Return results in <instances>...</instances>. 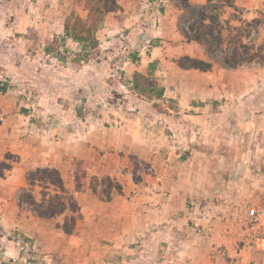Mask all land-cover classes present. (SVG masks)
<instances>
[{"label": "rangeland", "instance_id": "1", "mask_svg": "<svg viewBox=\"0 0 264 264\" xmlns=\"http://www.w3.org/2000/svg\"><path fill=\"white\" fill-rule=\"evenodd\" d=\"M116 3L135 15L127 29L104 17L76 41L73 19H86L85 0H0V264H264V244L241 219L245 206L264 207V0L212 2L222 28L213 58L231 53L237 39L255 55L235 69L185 42L174 0ZM139 55L151 61L140 66L135 88L121 68ZM190 60L211 68L188 69ZM110 87L114 95L102 94ZM136 106L189 125L188 143L178 138L184 131L165 128L150 132L157 143L146 149L119 146L138 119L166 122L127 116ZM193 113L197 125L183 118ZM82 130L90 132L83 152L105 162L84 164L81 206L67 190L73 202L53 218L19 205L27 174L47 167L38 160L80 153ZM104 164L107 173L98 170ZM42 186L30 188L36 201L40 192L56 194Z\"/></svg>", "mask_w": 264, "mask_h": 264}, {"label": "trees", "instance_id": "2", "mask_svg": "<svg viewBox=\"0 0 264 264\" xmlns=\"http://www.w3.org/2000/svg\"><path fill=\"white\" fill-rule=\"evenodd\" d=\"M174 1L181 11V14L177 18V31L186 43L194 42L201 45L205 55L209 59L216 61L222 68L235 69L246 58L253 59L255 57L254 54H250L251 49L247 45L242 44L240 39H237V46H233L231 53H222L220 57L213 58L211 51L222 43V28L218 21V15L214 13L215 6L212 4L213 0H207L205 4L199 6H192L188 0ZM227 4L228 7L234 8L233 0H227ZM85 8L87 10L85 20H81L78 17H74L73 19L72 28L76 36L72 37V39L76 41H85L86 38H82L80 35L86 34L90 37L92 31L98 30L106 14L118 10L116 0H85ZM63 29L65 35L68 36L69 22L64 25ZM239 38H241V35ZM243 55L247 57L244 58L242 57ZM136 60V57L132 58V61ZM187 68L207 72L211 68V63L202 60H190ZM140 77V74L134 73L135 88L138 87ZM147 86L150 85L147 84ZM162 93L163 90H160L156 98L160 99ZM3 169L0 164V177L2 176ZM38 184H42L44 190L52 187L56 194L51 196L47 192H40L41 200L36 201L30 188ZM26 185L28 189L21 190L18 203L19 205H25L40 218H53L56 215H60L65 210V202H73L71 197L66 193L59 171L55 168L44 167L30 171L26 176ZM73 209V212H76L77 208L75 204L73 205Z\"/></svg>", "mask_w": 264, "mask_h": 264}, {"label": "crops", "instance_id": "3", "mask_svg": "<svg viewBox=\"0 0 264 264\" xmlns=\"http://www.w3.org/2000/svg\"><path fill=\"white\" fill-rule=\"evenodd\" d=\"M119 14H122V15L127 14L128 16L123 18L122 16L121 17L118 16ZM129 17L133 18V17H135V15H129L127 12H124V11L121 12L120 10H118L116 12L106 14L105 20L107 21L109 19L110 21H114L115 19H118V20H120V23H122L123 27H125L127 29L128 24L130 22ZM108 27H115V26L111 25ZM109 30H110L109 28L106 29V31H109ZM139 56H140V60L137 59L136 61H132V60L127 59V60L123 61V63H122L123 68H121V71H125L128 78H130L129 76L131 73L133 76L134 73L140 72V70H139L140 66L143 67V65L145 63H150V61H151L148 58H146V60H144V58L141 57V55H139ZM117 93H120L121 95H125L124 93H128V92H127V90H123L122 92H117ZM102 94L107 95V96L108 95H114L113 88L110 87V88L104 90V92ZM110 108H113V107L111 106ZM137 108H138V106H136V108H134V110L132 108H129L128 109L129 113L127 114V116H131V115L138 116L139 114L142 113V116L147 117V118H149V116H153V115H154V117L165 118L163 120H165L166 122H165V124H163V122H159V123L155 122L156 124H153V122L150 121L151 124L148 125V124L143 123V122L140 123V120L138 119V123L135 124V127H133L131 130L129 129L128 132H124L125 133L124 135L122 134L123 132L120 134V138L118 137L119 146L128 145L130 148H133V151L140 150L142 148L146 149V147H148L150 143H153V144H154V142L157 143V140L151 139V142L149 141L150 140V132H152L153 130L156 131L158 134H160L161 130L163 131L165 128H167V130H169V131H172L173 129H176L177 131L178 130L184 131V129H183L184 127H186V128L189 127V125H186L183 122H180L178 120L177 121L173 120L172 117L175 118V116H172L170 118L166 114H161L158 112L153 113L152 111H150L149 112L150 115L148 114V116H147V111H146L145 107L143 108V110L141 109V107H139L138 109ZM192 109L194 110L196 108L192 107ZM136 112H137V115H135ZM169 113H171V111H169ZM176 114H180V113H176ZM183 118L191 120L193 123H195V125H197L199 123V121L201 122V120H200L201 116L198 113L197 114L193 113V114L184 115ZM195 125L190 127V128L194 129V130H198ZM127 128L128 127L123 128L122 131H125ZM118 132L119 133L121 132V128H120V130H118ZM186 132H187V129H186ZM186 132L184 131V132H182L181 135L178 136L179 140L184 144V146L186 143H188V141L185 142V140L187 139V136H188V134H186V137H185ZM147 133H149V135ZM88 137H90V132L82 130L81 136H80V145L78 146L79 150H82V149L84 150L87 147V142L90 141L88 139ZM189 143H192L191 140H189ZM142 146H144V147H142ZM184 146H179V149H181V148L184 149L185 148ZM83 150L80 153L76 152L75 154L64 155L63 156V157H65L64 159H62L61 157L58 156L59 153L52 152L51 153L52 158H50V160L48 162L49 164L45 163V160L42 158H40L38 160L42 166H47L49 168H55L59 171L61 178L63 180L65 189L75 197V199L78 203V207L81 206V198H80V195H81L80 192L81 191H80V189H78L77 185L82 182L80 175H82V171H84L83 170L84 164H86L87 161L91 162L94 159H96L98 161L105 162V160H103L101 158V154H99L97 152H93L92 154H86L83 152ZM149 151H151V150H149ZM157 154H158V152L153 150L151 156L154 155L153 157H155V155H157ZM105 155H107V154H105ZM22 158H23V156H22ZM22 158H21V160H22ZM104 158L107 159L108 157L104 156ZM25 159H27V161L29 160L28 157H26ZM79 161H81V163ZM33 162L35 163V161H33ZM41 165L38 164L37 167L41 166ZM107 165H109V163H107ZM107 165H105V164L103 166L99 165L98 170H101V172H104V173L109 172L110 167L108 168ZM85 168H87V167H85ZM93 168H95V167H93ZM127 172H128V174H131L130 170H128ZM110 174L112 175V173H110ZM119 174H120V172H119Z\"/></svg>", "mask_w": 264, "mask_h": 264}, {"label": "built area", "instance_id": "4", "mask_svg": "<svg viewBox=\"0 0 264 264\" xmlns=\"http://www.w3.org/2000/svg\"><path fill=\"white\" fill-rule=\"evenodd\" d=\"M243 223L250 229L252 238L264 244V207L245 206L243 209ZM194 230L200 232V225L194 223Z\"/></svg>", "mask_w": 264, "mask_h": 264}]
</instances>
